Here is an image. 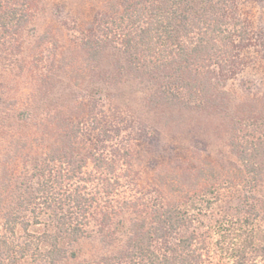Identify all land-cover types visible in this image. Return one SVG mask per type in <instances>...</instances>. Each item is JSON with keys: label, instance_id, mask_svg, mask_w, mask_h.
Listing matches in <instances>:
<instances>
[{"label": "trees", "instance_id": "obj_1", "mask_svg": "<svg viewBox=\"0 0 264 264\" xmlns=\"http://www.w3.org/2000/svg\"><path fill=\"white\" fill-rule=\"evenodd\" d=\"M37 3L0 0L5 73ZM83 32L76 86L90 68L112 99L143 92L148 115L218 116L228 150L165 146L140 184L136 148L110 146L125 126L94 101L38 111L0 97V264H264V92L236 103L231 89L256 45L236 0H110Z\"/></svg>", "mask_w": 264, "mask_h": 264}, {"label": "rangeland", "instance_id": "obj_2", "mask_svg": "<svg viewBox=\"0 0 264 264\" xmlns=\"http://www.w3.org/2000/svg\"><path fill=\"white\" fill-rule=\"evenodd\" d=\"M42 1L33 9L36 11L28 25L23 51L10 59L12 70L5 73L0 63L1 98L7 100V97L13 96L17 107L29 104L37 107L38 111L43 108L66 110L73 104L71 94L87 107L94 101L96 111L101 112L108 122L114 126H125L120 134L110 133V146L119 145L123 150L127 144H132L136 148V159L139 160L135 168L142 177L140 184L150 182L154 166L167 156L165 146L175 145L181 150L192 151L197 145L198 156L207 159L227 152V123L218 116L192 114L166 118L167 114L148 115L143 92L134 93L130 100L112 99V95L120 94L119 91L114 87L98 86L96 73L93 74L90 68L85 80L79 81L81 85L76 86L79 70L86 68V61L79 45L75 44L80 43L83 30L95 22L96 16L110 0ZM236 3L239 15L250 30L252 42L256 44L243 51L244 65L230 82L239 100L236 103H239L248 97V91L251 94L264 92V0H236ZM19 65L22 71H19ZM97 90H106V93L99 97ZM125 90L127 95L128 89ZM114 113L119 116L115 117ZM87 246L84 249H88ZM214 262L225 264L223 260Z\"/></svg>", "mask_w": 264, "mask_h": 264}]
</instances>
